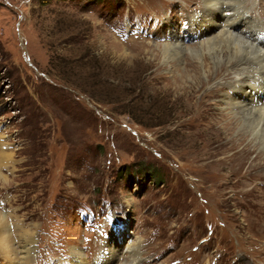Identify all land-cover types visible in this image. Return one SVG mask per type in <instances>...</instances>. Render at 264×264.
Masks as SVG:
<instances>
[{"label": "rangeland", "instance_id": "374dc122", "mask_svg": "<svg viewBox=\"0 0 264 264\" xmlns=\"http://www.w3.org/2000/svg\"><path fill=\"white\" fill-rule=\"evenodd\" d=\"M247 3L263 29L264 0ZM203 5L0 0V213L20 261L28 233L30 264L62 263V247L95 264L124 222L118 264L130 240L135 264H264V142L221 102L264 69L241 78L195 53ZM137 105L140 123L124 111Z\"/></svg>", "mask_w": 264, "mask_h": 264}, {"label": "bare ground", "instance_id": "6f19581e", "mask_svg": "<svg viewBox=\"0 0 264 264\" xmlns=\"http://www.w3.org/2000/svg\"><path fill=\"white\" fill-rule=\"evenodd\" d=\"M203 4L202 13H198L199 17L195 18L194 21V31L195 33L198 32L197 38L199 39V48L195 50V53H212L218 62H220L221 58L225 57L230 68L232 67V70L239 68V72H241L242 75L241 78L243 77L244 71L247 69L246 65L253 63V61L259 63V69H264V44L261 42V37L258 33L262 29H255L254 25L257 27L256 22L253 21L252 23V21L246 17V12L248 13V9L252 4H248L247 0H203ZM226 13H229V15ZM164 25L169 26L171 30L175 32V24L173 25V23L166 21ZM191 25L193 24L191 23ZM171 39L170 43H172V41L178 43V40H180L177 33H174V39L172 37ZM164 45V47H166L168 44ZM178 53L179 50L176 47H173V50H169L168 47L164 48V54L166 57L168 56V58L169 56H177ZM257 76V78L246 77L244 85L241 87H239V85L237 86L239 88L233 84L232 90L236 91H234V94L228 96L229 102L227 101L226 94L221 102L225 103L226 107L231 106L235 108L234 106H237V110H241V118L248 128V130L244 132L254 133V138L257 137L261 142H264V71H257ZM254 79L260 81L262 89H258L256 86L249 84L250 80L253 81ZM254 98L261 101V105L253 104ZM234 113L236 112L234 111ZM229 116L230 115H228V117ZM229 118L234 124H239V117L231 115ZM123 223H117L119 238L116 239L113 237V239H115V244L113 243V245L110 244L107 246L110 251V256L103 262L102 259H104V257H100L101 259L98 257L97 261H99L95 264H118L119 255H117V253L120 241L128 238V235H123V230L126 227ZM119 225L124 226L123 229H120ZM31 237V234H24L26 244L23 243V250L20 252L23 260L20 261V258H18L16 254L17 249L13 247V240L8 232L7 222L0 213V253L8 260V264L31 263L33 259L32 249L28 246L33 242ZM129 242L127 246L125 245L129 260L124 264H135L137 261L138 242H131V240ZM113 246H115V248H113ZM70 254L71 259L74 260L70 264H86L79 249L72 247ZM59 264L67 263L60 262Z\"/></svg>", "mask_w": 264, "mask_h": 264}, {"label": "trees", "instance_id": "16d2710c", "mask_svg": "<svg viewBox=\"0 0 264 264\" xmlns=\"http://www.w3.org/2000/svg\"><path fill=\"white\" fill-rule=\"evenodd\" d=\"M129 107H130V109H128V108L126 109L125 108L124 111L130 116L131 120H133V121H135L137 123H140L138 117H140L143 114H145V111L143 109H141L139 107V105H137V106H129ZM140 111H141V113H140ZM157 118H159V120H161L162 116H159L157 113H155L154 116L151 115V119H157ZM155 121H157V120H155Z\"/></svg>", "mask_w": 264, "mask_h": 264}]
</instances>
